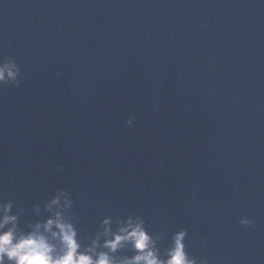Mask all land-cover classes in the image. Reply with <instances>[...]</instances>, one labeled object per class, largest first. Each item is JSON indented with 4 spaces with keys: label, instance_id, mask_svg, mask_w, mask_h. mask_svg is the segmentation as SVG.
Masks as SVG:
<instances>
[{
    "label": "water",
    "instance_id": "1",
    "mask_svg": "<svg viewBox=\"0 0 264 264\" xmlns=\"http://www.w3.org/2000/svg\"><path fill=\"white\" fill-rule=\"evenodd\" d=\"M9 56L0 198L22 226L64 188L82 235L141 215L161 248L187 228L209 264H264V0H0Z\"/></svg>",
    "mask_w": 264,
    "mask_h": 264
},
{
    "label": "clouds",
    "instance_id": "2",
    "mask_svg": "<svg viewBox=\"0 0 264 264\" xmlns=\"http://www.w3.org/2000/svg\"><path fill=\"white\" fill-rule=\"evenodd\" d=\"M20 84L17 61L10 56L0 58V86ZM124 123L134 126V117ZM50 166L57 167L52 162ZM14 203L0 198V264H209L208 259L188 252L187 228L172 233L170 243L161 248V232L150 231L141 215L115 219L106 215L92 235H82L80 218L71 211L74 200L64 188H57L42 205L34 204L35 219L23 226L21 216L26 209ZM239 223L251 227L254 221L242 216ZM126 246L132 254L118 255ZM201 247H207L206 239Z\"/></svg>",
    "mask_w": 264,
    "mask_h": 264
}]
</instances>
